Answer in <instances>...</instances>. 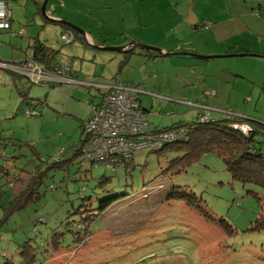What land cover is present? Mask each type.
I'll list each match as a JSON object with an SVG mask.
<instances>
[{
  "label": "rangeland",
  "instance_id": "obj_1",
  "mask_svg": "<svg viewBox=\"0 0 264 264\" xmlns=\"http://www.w3.org/2000/svg\"><path fill=\"white\" fill-rule=\"evenodd\" d=\"M5 1L12 22L10 30H0V59L10 65L29 59L35 41L45 46L52 62L67 64L80 81H109L120 78L117 73L125 80L143 59L131 54L119 69L124 52L99 49L121 47L127 40L121 35L125 28L117 12L121 0L47 2L46 14L64 13L80 25L78 28L98 49L80 39L63 44L60 36L64 31L37 14L33 0ZM187 3L186 0L169 6L157 16L151 12L152 20L178 21L176 31L185 45L198 35L205 40L203 34L191 30V25L203 22L208 12L220 7L240 12L247 7L251 20H264L249 7L261 4L263 11L264 0ZM50 6H55V12ZM126 12L129 16L136 14L132 7H127ZM141 29L132 37L139 34L142 38ZM259 32L257 28L256 39L264 37V31ZM164 38L171 40L170 35ZM133 49L139 52L138 48ZM226 61L234 80L228 91L235 106L224 108L264 124V58L231 57ZM12 75L8 70L0 72L1 78L6 76L0 82V264H21L17 248L28 239L36 250L35 264H264V230L253 229L260 213L256 198L262 200L264 190L234 181L221 159L211 153L186 167L172 152L159 155L141 149L133 152L128 170L111 171L102 165L81 164L80 156L72 165L47 169L45 166L53 164L61 149L68 150L61 158L73 157L71 146L79 143L81 122L89 119L88 104L96 101L97 90L74 84L38 86ZM179 98L181 103L190 100L186 95ZM245 98L249 99L246 103ZM141 99L148 101L142 96ZM26 109L35 111L37 116L26 118ZM194 114L187 107L180 116L162 114L159 117L167 121L156 126L187 123ZM145 130L149 131L148 126ZM254 138L264 157V135L259 132ZM35 165L42 171L39 200L4 221L3 207L11 195L8 181L21 172L28 175ZM174 190L187 197L170 198ZM107 199L114 202L99 214V205ZM186 201L193 203L189 206ZM97 214L86 242L75 246V227L81 224V216Z\"/></svg>",
  "mask_w": 264,
  "mask_h": 264
},
{
  "label": "crops",
  "instance_id": "obj_2",
  "mask_svg": "<svg viewBox=\"0 0 264 264\" xmlns=\"http://www.w3.org/2000/svg\"><path fill=\"white\" fill-rule=\"evenodd\" d=\"M33 1L35 8L37 5L41 6L43 2V0ZM181 1L186 0H121L120 11H117L119 20L125 28L121 35L127 38L121 47H126L133 42L135 45L156 47L162 53V55L155 53L158 57L154 60L153 56L156 55L141 54V49L138 47L133 48H138L139 52L133 48H125L124 54L126 56L124 61L120 63L119 69L127 63L132 51L134 54L132 56H140L143 59L140 60L139 66L129 78L122 80L120 73L115 74L120 77L119 79L124 84L129 83V86L137 87L142 91V94L139 95V102L145 112L146 126H148L149 131L158 128L156 125L165 124L167 120L160 118L162 114L170 117L167 113L171 112L175 116H180L186 107L194 109L190 104L208 105L216 109H225L224 107L229 105L235 106L231 100V92L228 91L229 85L231 88L234 86V80L231 79L233 76L226 63V60L231 57L224 56L240 54L264 56V37L259 36L258 39L255 37L257 28L259 33L264 31V20H251L247 7L243 12L225 7L211 10L208 15L203 17V22L191 25V30L197 34H203L205 40H202L201 35H198L193 38V42L187 45L184 44V38L176 31L178 21L172 18L167 21H162L160 18L152 20L151 12L155 16L160 15L169 6L172 8ZM194 1L197 2L198 0ZM187 2L190 3L191 0H187ZM127 7L134 8L136 14L129 16L126 12ZM249 7L258 13L262 5L258 4L257 7L250 5ZM189 9L190 7L186 8V15L189 14ZM50 10L55 12V6H50ZM259 15L264 17V9L259 11ZM49 17L65 20L76 27H80L78 23L59 11L53 15L49 14ZM140 29V34H143V37L140 38L139 34L137 37H132V34ZM246 34L249 35L246 36ZM168 35L171 37L170 41L164 38ZM130 50L132 51L130 52ZM176 52L203 57L221 56V58L199 59L189 55L172 54ZM150 71L153 72L150 74ZM5 77L3 76V78ZM3 78L0 77V82ZM111 81L112 79L97 82L109 83ZM206 89L214 90L216 95L210 99H203L202 93ZM236 93L237 95L240 94L239 92ZM182 95H186L190 99L185 101L188 106L185 105V102L181 103L183 100L179 96ZM141 96L148 99L147 103L141 99ZM236 96L234 95V98ZM181 119H185V117H181ZM145 131L149 132L148 130ZM27 180L28 175L21 173L14 177L11 184L7 186L11 190L10 196H16L23 189Z\"/></svg>",
  "mask_w": 264,
  "mask_h": 264
},
{
  "label": "trees",
  "instance_id": "obj_3",
  "mask_svg": "<svg viewBox=\"0 0 264 264\" xmlns=\"http://www.w3.org/2000/svg\"><path fill=\"white\" fill-rule=\"evenodd\" d=\"M5 3L6 1L3 0ZM7 4V3H6ZM9 8V6H8ZM36 13L40 14V6L37 5ZM10 9V8H9ZM255 12V11H254ZM12 14V13H11ZM258 14V13H257ZM63 31H70L75 36V41L80 39L83 41V38L77 34L76 32L70 30L68 27L63 25H59ZM11 29V28H10ZM74 41V42H75ZM132 50H130L131 52ZM141 54L146 53L150 55H156L155 53L143 51L141 50ZM130 54V53H129ZM133 54V51L131 52ZM158 55L153 56L155 60ZM51 54H49L48 50L44 45L35 41V44L32 48V56L29 58L39 64L40 66L45 67L46 69H52L57 63H54L50 60ZM14 77V74L12 75ZM15 78V77H14ZM17 79V78H15ZM15 82V81H14ZM16 88L18 87L15 86ZM25 87V86H24ZM19 90V89H18ZM206 91V90H205ZM203 91V96L204 92ZM24 93V92H23ZM216 95V92H215ZM214 95V96H215ZM212 96V97H214ZM99 97V93L97 92L94 99L97 102ZM210 97V98H212ZM204 96V99H210ZM245 103L248 102L247 98H245ZM94 102V103H95ZM92 103V102H90ZM90 103L88 105H90ZM27 104V103H26ZM199 105V104H198ZM206 107L207 110H203V108H194V119L187 123H177L171 127L166 128H155L149 132L145 131L144 134L150 136H157L166 132H178L179 130H183L185 133L184 137L178 140L176 143L164 144L159 149L152 150L145 148L143 150H147L150 153H155L159 155L164 154H175L180 161L183 167L189 166L194 161L198 160L204 154H214L221 159L223 162L226 171L230 174L231 178L234 181L240 182L242 184H250L264 190V157L260 153V150L256 148L255 135L257 133H261L264 135V124L258 121H252L250 118L246 117L244 114H236L233 111H228L226 109H216L208 105H199L198 107ZM141 108V106H140ZM205 108V109H206ZM210 109H214L221 112H213ZM30 110V109H26ZM25 110V111H26ZM142 110V108H141ZM25 111H23V115L26 118L36 117L37 114L35 111L30 110L34 113V115L26 116ZM143 111V110H142ZM145 115V112L143 111ZM168 116H175L173 113H167ZM206 115V116H205ZM240 115L245 118L240 117ZM146 120V118H145ZM247 123L252 131L248 134V136H244L237 130L232 128L233 124ZM81 134L79 137V143L77 145L72 144L71 148L74 150V155L72 158L64 160L61 158V155L68 153V150L61 149L59 151V156L53 160V164L46 165L47 169L50 168H63L66 165H72L74 159L78 156L82 157L81 164H90V165H102L108 170H115L117 168L128 170L129 166H131L132 155L127 158H117L114 162V166L112 168H108L105 161L102 162H88L83 153L84 142L86 141L84 124H81ZM146 126V124H145ZM1 143V142H0ZM71 150V149H70ZM69 150V151H70ZM141 150V149H137ZM34 156L38 155L34 154ZM86 159V160H85ZM42 163L45 162V159L40 158ZM175 162V160H174ZM69 163V164H68ZM35 169L28 174V180L26 181L23 189L16 195L10 196V200L4 205V214L2 219L8 220L14 213L24 210L29 205L35 204L39 200V192L38 188L41 184V168L39 166H34ZM176 173H179V169H175ZM22 173V172H21ZM11 184V180L8 181L7 185ZM187 197L186 194L181 195L179 192L175 190L170 195V198H183ZM259 201L258 205L260 207V213L256 219L255 225L253 227L254 230H264V198L261 200L256 198ZM104 203L99 205V214L104 212L107 208H109L114 201L110 199L104 200ZM102 203V202H101ZM187 205L191 206L193 202L186 201ZM97 215H85L81 216L79 222L80 225H77L75 232V246H82L87 238L90 236V228L95 221V219L99 216ZM58 244V243H56ZM53 244V248L57 249V245ZM17 254L20 256L19 263L21 264H35L36 259V250L31 244V240H27L26 243H23L19 248H17ZM10 263H15L10 261Z\"/></svg>",
  "mask_w": 264,
  "mask_h": 264
},
{
  "label": "built area",
  "instance_id": "obj_4",
  "mask_svg": "<svg viewBox=\"0 0 264 264\" xmlns=\"http://www.w3.org/2000/svg\"><path fill=\"white\" fill-rule=\"evenodd\" d=\"M11 22V11L8 5L0 0V30H10ZM60 39L63 44L68 45L75 41V36L70 31H64ZM87 43L92 44L89 39H87ZM4 70L24 77L33 85L74 84L80 87L94 88L100 93L97 102L88 105L90 117L84 123L86 141L83 153L88 162L105 161L107 167L112 168L117 158H127L131 152L137 149L156 150L164 144L176 143L186 133L179 130L157 136L145 135L143 131L146 120L138 100L142 91L137 87L123 84L118 77L109 83L80 81L73 76L67 64L46 69L27 58L17 61L13 65L0 59V72ZM214 95V91L206 90L204 92L206 98ZM247 100L249 99L247 98ZM195 108L208 109L198 106ZM210 111L221 112L214 109H210ZM25 115L29 117L34 113L26 110ZM240 117L245 118L242 115ZM232 128L244 136H248L252 131L245 122L233 124Z\"/></svg>",
  "mask_w": 264,
  "mask_h": 264
},
{
  "label": "water",
  "instance_id": "obj_5",
  "mask_svg": "<svg viewBox=\"0 0 264 264\" xmlns=\"http://www.w3.org/2000/svg\"><path fill=\"white\" fill-rule=\"evenodd\" d=\"M48 0H43L41 6H40V15L41 17L49 23H54V24H59V25H63L65 27H68L70 30L76 32L77 34L81 35L83 37L84 42L86 43V45H88L89 47H92L94 49H98L95 46H92V44H88L87 43V36L84 33V31L80 30L78 27L68 23L65 20H59V19H53L51 17H49L48 14H46L45 12V8L47 5ZM133 47H138L143 51H148V52H152V53H157L158 55H162L160 49L156 48V47H152V46H147V45H141V44H136L135 43H130L128 44L126 47H117V48H99L102 51H119V52H124L125 48H129L132 49ZM173 55H189L192 57H196L199 59H216V58H221V56H208V57H203V56H199V55H195V54H188V53H180V52H176V53H172ZM168 55V54H167ZM165 55V56H167ZM170 55V54H169ZM244 57V56H257V57H263L264 56H260V55H247V54H240V55H228V56H224V57Z\"/></svg>",
  "mask_w": 264,
  "mask_h": 264
},
{
  "label": "bare ground",
  "instance_id": "obj_6",
  "mask_svg": "<svg viewBox=\"0 0 264 264\" xmlns=\"http://www.w3.org/2000/svg\"><path fill=\"white\" fill-rule=\"evenodd\" d=\"M254 15H257V12H254Z\"/></svg>",
  "mask_w": 264,
  "mask_h": 264
}]
</instances>
